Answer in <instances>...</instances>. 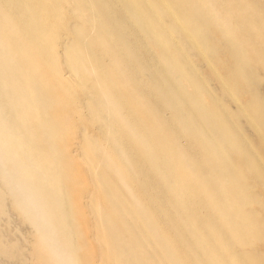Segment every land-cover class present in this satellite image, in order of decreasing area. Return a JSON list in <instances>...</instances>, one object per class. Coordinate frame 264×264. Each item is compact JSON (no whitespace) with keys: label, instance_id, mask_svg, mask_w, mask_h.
Masks as SVG:
<instances>
[{"label":"bare ground","instance_id":"bare-ground-1","mask_svg":"<svg viewBox=\"0 0 264 264\" xmlns=\"http://www.w3.org/2000/svg\"><path fill=\"white\" fill-rule=\"evenodd\" d=\"M72 1L0 0V214L38 264H87L72 188L96 264H264L263 2ZM81 9L95 32L69 48Z\"/></svg>","mask_w":264,"mask_h":264},{"label":"rangeland","instance_id":"rangeland-1","mask_svg":"<svg viewBox=\"0 0 264 264\" xmlns=\"http://www.w3.org/2000/svg\"><path fill=\"white\" fill-rule=\"evenodd\" d=\"M262 2H263V4H264V0H261ZM74 6V0L72 1V2H70V4H68V7H73ZM117 10V9H116ZM82 13H83V15L81 14V13H79V12H76V11H68V12H66L65 13V15L63 16V20L62 21H64V26L62 27V25H59V27H56V28H58L57 29V31L59 32V33H62V32H64V35H63V39H64V42H65V45L68 47L69 46V48L72 46V45H74L75 44V42L77 41V39L79 38V39H82L84 42H88L89 40H90V38L92 37V35L94 34V32H95V25H94V23L92 22V21H90L89 19H85L84 17H86V16H88V13H87V11H86V9H81L80 10ZM84 15H86V16H84ZM121 15V17H122V19H124V14H120ZM84 16V17H83ZM87 48H89V46L87 45ZM154 56H155V54H154V51H150V53H149V56H148V58H149V61H150V63H152L154 66H155V64H154ZM199 62V63H198ZM195 66H196V68L200 71H202L201 73L203 74V76H204V78L207 80V82H208V84H210V86H209V88L214 92V94L216 93V96L218 97V98H220V99H222L223 97H221V95L223 96V94L222 93H220V90H219V87H218V85L215 83V80L210 76V74H209V72H208V70L206 69V66H205V64L202 62V61H200V60H196V62H195ZM156 67V66H155ZM204 69V70H203ZM205 74L207 75V76H205ZM211 77V78H210ZM212 82H211V81ZM91 83H92V81L90 80V79H88L87 81L86 80H84L83 81V83H82V87H84L85 88V92H87V91H89V89L88 88H90V87H92L91 86ZM70 86H71V88H72V91L75 93V97H74V100L76 99V100H78V101H80V99L83 97V93H84V91H81V90H79V88H80V86H76V85H72V84H70ZM85 111H87V110H85ZM75 118V115H74V117H73V119ZM75 123L76 124H78L77 126H76V128H77V130L78 129H83L84 130V132L86 133V134H88V136H90V137H95L96 138V131H95V123H90V125H92V126H89L88 124L87 125H85V123H89V122H86L84 119H82L81 120V118L80 117H76L75 119ZM93 128V129H92ZM69 193H70V190H69ZM69 193H67V194H69ZM69 195H73L72 196V198H70V197H68V200L69 199H71V205H70V207H71V209H72V207H73V209L71 210V211H75V212H72L71 213V215H72V217L73 216H75V220L76 221H74V225H73V218H72V222H70V224L72 225H69V226H71V230H72V233H73V231H75L74 233H76V235H72V237L73 236H76V237H74L73 239H74V241H75V243L77 244V246H80V247H78L79 248V255H80V258L81 259H83V260H85L86 261V263L87 264H96V259H97V256H96V252L93 250V249H88V247H86L85 246V244H88V242L90 241V236H91V229H90V227H89V223H88V221H87V218L89 217L88 215H87V208L86 207H84L83 205H78L79 203H80V201H78L79 199L77 198V196L75 195V193H74V191H73V188L71 189V194H69ZM7 199H5L4 200V205H3V209L5 210L4 211V213H1L0 214V220L1 221H8V218L6 217L7 216V214L6 213H9L8 211H9V209L11 208L10 207V203L8 204V202L7 201H9V200H7ZM69 202H70V200H69ZM6 206H8V209H6ZM12 209V208H11ZM13 211V212H12ZM16 214V211H14V210H10V213L8 214V217H10V216H12L11 217V219L9 218V223H7L6 221V223L7 224H9V225H11V226H9V225H6V223H3L2 224V222H1V226L2 227H0V229H3L2 231L0 230V234H1V236H0V239L1 238H3V240H1L0 242H1V244H0V249L2 248V250L3 251H5L4 253L3 252H1L0 253V260H1V262L3 263V264H16L17 262V264H38L37 263V256H36V254H34V250L32 251V253H31V250L33 249L32 247H33V245H29V243H33V241H34V236H33V230H32V228L29 226V224H27V223H24L23 222V220H22V218L21 219H19L18 220V218L17 217H19L20 218V216H19V214H18V216H16L15 214ZM77 213V214H76ZM86 213V214H85ZM4 216H3V215ZM11 214V215H10ZM75 214V215H74ZM6 215V216H5ZM13 217H15L14 219H12ZM1 218H3V219H1ZM5 218H7V219H5ZM17 218V219H16ZM5 219V220H4ZM21 220V221H20ZM18 221V222H17ZM24 223L23 225L21 224V223ZM19 223L22 225H19ZM75 223H77V225H75ZM6 226H5V225ZM4 226L6 227V228H4ZM20 228V229H18V228ZM28 229H27V228ZM75 227V229H73V228ZM31 228V229H30ZM6 229H8V230H6ZM30 229V230H29ZM20 230V231H19ZM32 231V232H29L28 233V231ZM4 231V232H3ZM6 231H7V233H6ZM22 231V233H20ZM4 233H5V235H4ZM8 233H9V235H8ZM11 233V234H10ZM25 233V234H24ZM77 233H79V234H77ZM21 234H23V235H21ZM17 235V236H16ZM25 236V237H24ZM29 236H32L31 238H28ZM16 237V239H17V241H16V239L14 240V239H12V238H15ZM19 237V238H18ZM24 237V238H23ZM27 237V238H26ZM6 238H8V239H10V240H8V239H6ZM33 238V239H32ZM78 238H80V239H78ZM23 239V240H22ZM30 239V240H29ZM28 240H29V242H28ZM77 240V241H76ZM10 241V242H9ZM4 242H6V243H4ZM16 244H15V243ZM81 242V243H80ZM3 243V244H2ZM12 243V244H11ZM14 243V244H13ZM83 243V245L81 246V244ZM10 245V247L12 248H10L9 250L8 249H6V247L7 248H9V245ZM8 245V246H7ZM19 246V247H18ZM22 246V247H21ZM26 246H27V248H26ZM32 248V249H31ZM28 251H27V250ZM14 250H17L16 252H18L16 255L17 256H15V255H13L12 256V254L14 253H16ZM11 251V255H9L10 253H8V252H10ZM25 252V253H24ZM32 255H31V254ZM6 255V256H5ZM26 255H28L27 256V258L25 257ZM31 255V256H30ZM33 255H34V257H33ZM4 257V258H3ZM10 257H12L11 259L13 260V261H11V259H9ZM5 260L6 258L8 259H6L5 261L3 260V259ZM14 258H15V260H16V262L14 261ZM16 258H18L19 259V261H17V259ZM21 258V259H20ZM32 260V262H31V260ZM33 259H34V261H33ZM11 263H10V262ZM30 261V262H29ZM83 264H84V262H82ZM1 264V263H0ZM80 264V263H79Z\"/></svg>","mask_w":264,"mask_h":264}]
</instances>
